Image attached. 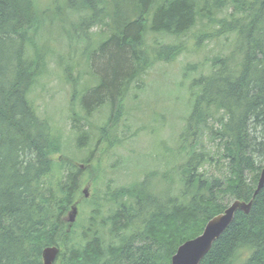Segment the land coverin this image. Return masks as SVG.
<instances>
[{
	"label": "trees",
	"instance_id": "trees-1",
	"mask_svg": "<svg viewBox=\"0 0 264 264\" xmlns=\"http://www.w3.org/2000/svg\"><path fill=\"white\" fill-rule=\"evenodd\" d=\"M42 1L0 0V264H42L53 245L54 264H170L235 199L251 200L249 211L235 212L199 264H264V184L253 195L264 167V0H52L49 23L76 38L64 66L39 35ZM213 40L226 52L182 68L178 85L192 76L173 144L160 140L165 165L115 185L123 155L108 168L102 159L148 128L129 134L143 76ZM52 58L70 87V153L64 126L31 96Z\"/></svg>",
	"mask_w": 264,
	"mask_h": 264
},
{
	"label": "rangeland",
	"instance_id": "rangeland-1",
	"mask_svg": "<svg viewBox=\"0 0 264 264\" xmlns=\"http://www.w3.org/2000/svg\"><path fill=\"white\" fill-rule=\"evenodd\" d=\"M62 1L64 0H58V2L63 5ZM51 2L53 1L44 0L42 3L40 2V7L46 8L47 10L44 14L42 13L41 20H43V26L39 30V35L42 37V40L44 39L50 44L51 49L56 51V56L58 58H60L59 55L61 56L59 64L64 66L74 62L73 59H70V41L72 45L75 46L76 38L72 31L70 33V39L64 34H61L59 32V21L55 20L52 24L49 23L50 20L58 16V10L53 8ZM71 12L72 11H70V20L72 21ZM198 26L199 24L188 32L187 36L184 37L185 40L192 38L191 34ZM96 29H98V27H93L90 31ZM153 37V35L148 34L146 36V42H152ZM157 39H161L165 42L173 41L172 37H158ZM214 41L215 40L205 41L203 47L198 51L192 50L194 43H191L188 46L190 47L189 50H185L175 61L169 63L158 62L143 76L142 79L144 83L142 88L144 91L138 94L143 98L144 107L142 110L133 111L135 115L138 116L139 121H135L136 123H134V119H132V121L128 123L130 124L131 122L129 134L143 123L148 127L145 129L147 131L139 130L138 133L134 135L135 137L126 140L125 145L116 147L114 151H111V155L109 154L108 156L107 154L103 156L102 159L103 163L101 164H103L105 168H108L119 155H123L121 163L117 166V176L113 174V172L109 174L110 177L113 175L115 185L127 184L131 179H135L140 172L148 168L161 169L165 165L166 162L162 158L164 155L163 146H161L160 140L162 141L163 139L165 142L164 146L173 144L172 137L178 132V126L182 122V117L184 115L183 105L187 99L186 83H188V80L192 76L183 80L182 86L178 85V83L182 81V68L187 63L201 62L205 57L212 56L211 54H215L214 52L218 50L226 52L227 42L220 41V43H216ZM90 50L92 49L90 48ZM91 64L96 66L95 58L92 60ZM86 68L88 69V66H86ZM84 69V66L79 65L75 68L76 71L74 74ZM58 72L59 70L57 69L55 60L53 58L50 59L46 74L33 88L31 96H33L34 103L38 106L41 115L49 116L54 119V121L64 126V138L65 142H68L69 147L66 148L65 152L70 153V114L73 106L71 104L70 87L60 79L61 74H58ZM73 103H76V106H78L76 101ZM160 114L163 115L164 118H162ZM98 116L99 114L96 113L93 121H97ZM172 121L175 124L173 127H170ZM158 126H160L161 129ZM156 132L157 134H155ZM80 154L82 153L80 152L79 155ZM105 170L108 171L109 169ZM156 178H160V176L158 175L152 178V181ZM84 187L88 190V198L92 192L91 183L87 181L82 186V189ZM86 211L87 209L82 212L83 219L85 218ZM79 212L80 210L77 211V216H79Z\"/></svg>",
	"mask_w": 264,
	"mask_h": 264
},
{
	"label": "water",
	"instance_id": "water-1",
	"mask_svg": "<svg viewBox=\"0 0 264 264\" xmlns=\"http://www.w3.org/2000/svg\"><path fill=\"white\" fill-rule=\"evenodd\" d=\"M263 184L264 167L260 170L257 186L253 195L256 194ZM87 192V188L84 187L82 189L84 197H87ZM250 205L251 200L245 202L235 199L230 202L221 213L213 216L206 222L202 232L198 236L186 240L177 247L175 253L171 257L170 264H199L202 257L210 249L214 240L220 236L232 221L235 212L240 210L247 213L250 209ZM77 211L78 209L76 205L71 206L66 217L69 226L75 221ZM58 253L59 249L55 245L43 248L41 252L42 264H54Z\"/></svg>",
	"mask_w": 264,
	"mask_h": 264
}]
</instances>
